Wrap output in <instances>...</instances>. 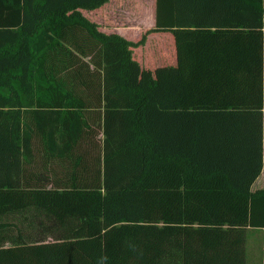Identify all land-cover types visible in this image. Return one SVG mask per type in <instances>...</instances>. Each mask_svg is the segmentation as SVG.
I'll list each match as a JSON object with an SVG mask.
<instances>
[{
	"label": "trees",
	"instance_id": "trees-1",
	"mask_svg": "<svg viewBox=\"0 0 264 264\" xmlns=\"http://www.w3.org/2000/svg\"><path fill=\"white\" fill-rule=\"evenodd\" d=\"M110 1L0 0V264H248L264 0H154L137 41L89 19Z\"/></svg>",
	"mask_w": 264,
	"mask_h": 264
},
{
	"label": "crops",
	"instance_id": "crops-1",
	"mask_svg": "<svg viewBox=\"0 0 264 264\" xmlns=\"http://www.w3.org/2000/svg\"><path fill=\"white\" fill-rule=\"evenodd\" d=\"M117 4H121L120 6ZM153 4L154 0H111L104 7L95 10L93 12L87 13V16L91 21L100 25V29L105 33H116L126 40L129 41H137L140 36L147 30L153 27ZM104 10H110L112 16L107 12L104 13ZM107 21H111L112 23H117L115 26H111L109 29V24ZM169 45L171 47V53L173 56L172 64L168 66L159 65L158 68L162 67H176L175 57H174V43L171 36L168 34H152L148 37L146 46L139 50L140 56H144L146 53L147 58L151 56V54L156 52H161L165 45ZM150 47V48H149ZM154 48V49H153ZM153 67V66H150ZM173 94L172 100L174 101V105L176 108L175 100H176V90L174 88L173 83ZM174 108V109H175ZM264 189V111H263V127H262V170L259 177L255 180L252 185V191H258ZM260 232L255 234L256 240L255 248L260 249L262 247L261 237L263 234V229H260ZM253 242V240H250ZM255 264H263V257L258 254L257 261Z\"/></svg>",
	"mask_w": 264,
	"mask_h": 264
},
{
	"label": "rangeland",
	"instance_id": "rangeland-1",
	"mask_svg": "<svg viewBox=\"0 0 264 264\" xmlns=\"http://www.w3.org/2000/svg\"><path fill=\"white\" fill-rule=\"evenodd\" d=\"M120 5V4H119ZM107 12L109 15L112 16V13L110 10H104V13ZM107 24H109V29H111V26H115L117 23H112L111 21H107ZM99 27H101L100 25H98ZM154 49V48H153ZM162 49L161 52H156L154 51L150 57H148V61L151 63L152 66H159V65H169L172 64V60H173V56L171 53V47L167 44L165 45L164 48H160V50ZM174 51V50H173ZM175 52V51H174ZM136 59H140V58H136ZM143 59V58H141ZM258 249L255 248V242H250L247 245V263L248 264H255V262L257 261L258 258Z\"/></svg>",
	"mask_w": 264,
	"mask_h": 264
}]
</instances>
